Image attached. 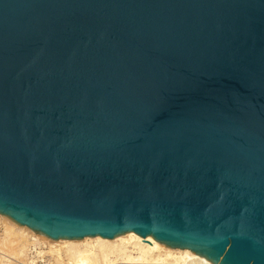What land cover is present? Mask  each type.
<instances>
[{
  "label": "water",
  "instance_id": "95a60500",
  "mask_svg": "<svg viewBox=\"0 0 264 264\" xmlns=\"http://www.w3.org/2000/svg\"><path fill=\"white\" fill-rule=\"evenodd\" d=\"M0 214L264 264V0H0Z\"/></svg>",
  "mask_w": 264,
  "mask_h": 264
},
{
  "label": "bare ground",
  "instance_id": "6f19581e",
  "mask_svg": "<svg viewBox=\"0 0 264 264\" xmlns=\"http://www.w3.org/2000/svg\"><path fill=\"white\" fill-rule=\"evenodd\" d=\"M1 221L8 223V225L3 226L4 232H6L0 248L9 252L10 249H14L15 241L19 237L24 238L27 231L33 237L43 239L45 243H48L51 253L65 251L72 254L69 258L70 264H213L189 249H172L152 236L142 238L129 232L113 239L85 237L82 240L58 239L56 241L42 234H37L31 229L19 225L11 218L0 214V223ZM15 228L19 234H16ZM15 237L18 238L15 240ZM22 252L21 249L18 255H21Z\"/></svg>",
  "mask_w": 264,
  "mask_h": 264
},
{
  "label": "rangeland",
  "instance_id": "374dc122",
  "mask_svg": "<svg viewBox=\"0 0 264 264\" xmlns=\"http://www.w3.org/2000/svg\"><path fill=\"white\" fill-rule=\"evenodd\" d=\"M4 225H8L1 221L0 223V247L3 239L5 238ZM16 234H19V231L14 229ZM24 238L15 237L17 239L14 249H10L11 253L6 249L0 248V258L3 259L1 264H70L69 253L65 251H60L58 253H51L50 246L48 243H45L43 239L35 238L32 234L25 232ZM48 244V245H47ZM49 246V247H48ZM23 250L21 255H18L20 250ZM13 251V252H12ZM49 251V252H48ZM7 252V253H6ZM17 253V255H16ZM13 254V255H12ZM11 256V257H10ZM10 258V259H9ZM60 258V259H59Z\"/></svg>",
  "mask_w": 264,
  "mask_h": 264
}]
</instances>
